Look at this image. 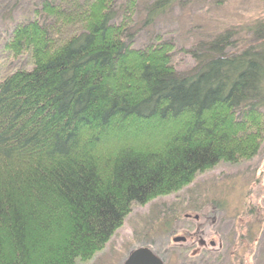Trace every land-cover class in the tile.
I'll return each instance as SVG.
<instances>
[{
    "label": "trees",
    "instance_id": "obj_1",
    "mask_svg": "<svg viewBox=\"0 0 264 264\" xmlns=\"http://www.w3.org/2000/svg\"><path fill=\"white\" fill-rule=\"evenodd\" d=\"M139 0H38L3 48L0 264H77L134 205L264 142V16L181 49L136 46ZM179 0H152L142 26ZM264 3V0H263ZM241 237H245L244 235Z\"/></svg>",
    "mask_w": 264,
    "mask_h": 264
},
{
    "label": "rangeland",
    "instance_id": "obj_2",
    "mask_svg": "<svg viewBox=\"0 0 264 264\" xmlns=\"http://www.w3.org/2000/svg\"><path fill=\"white\" fill-rule=\"evenodd\" d=\"M150 1H138L135 28H141L135 45L161 35L174 44L173 56L180 68L190 64L181 49L200 35L227 26L242 27L249 20L264 16L263 0H179L145 27L144 8ZM37 5L38 0H0V79L23 63L3 48L10 28ZM187 214L191 217L187 218ZM195 215L211 222V229L220 240V247L202 264H264V142L252 159L219 163L175 193L134 205L105 247L90 260L77 264H122L137 247H147L159 257L171 236L187 229ZM175 261L173 255L170 263Z\"/></svg>",
    "mask_w": 264,
    "mask_h": 264
},
{
    "label": "flooded vegetation",
    "instance_id": "obj_3",
    "mask_svg": "<svg viewBox=\"0 0 264 264\" xmlns=\"http://www.w3.org/2000/svg\"><path fill=\"white\" fill-rule=\"evenodd\" d=\"M186 217L191 216L187 214ZM198 218V215H195L194 219H190L187 229L171 236L169 245L159 256L163 264H171L173 255L176 259L174 264H202L204 258L215 253L220 247V240L211 229L213 224Z\"/></svg>",
    "mask_w": 264,
    "mask_h": 264
},
{
    "label": "water",
    "instance_id": "obj_4",
    "mask_svg": "<svg viewBox=\"0 0 264 264\" xmlns=\"http://www.w3.org/2000/svg\"><path fill=\"white\" fill-rule=\"evenodd\" d=\"M122 264H163L162 260L149 248L137 247L132 250Z\"/></svg>",
    "mask_w": 264,
    "mask_h": 264
}]
</instances>
